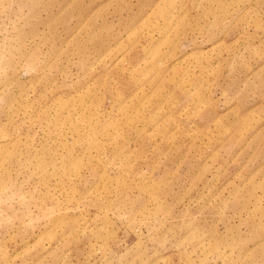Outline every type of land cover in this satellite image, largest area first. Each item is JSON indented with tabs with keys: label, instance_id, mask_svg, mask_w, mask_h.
Segmentation results:
<instances>
[{
	"label": "rangeland",
	"instance_id": "rangeland-1",
	"mask_svg": "<svg viewBox=\"0 0 264 264\" xmlns=\"http://www.w3.org/2000/svg\"><path fill=\"white\" fill-rule=\"evenodd\" d=\"M0 264H264V0H0Z\"/></svg>",
	"mask_w": 264,
	"mask_h": 264
}]
</instances>
